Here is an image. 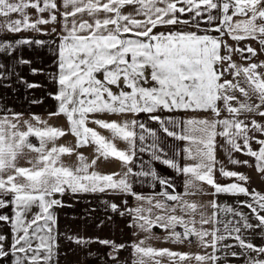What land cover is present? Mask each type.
Listing matches in <instances>:
<instances>
[{
	"label": "snow or ice",
	"instance_id": "obj_1",
	"mask_svg": "<svg viewBox=\"0 0 264 264\" xmlns=\"http://www.w3.org/2000/svg\"><path fill=\"white\" fill-rule=\"evenodd\" d=\"M22 30L46 38L0 35V86L45 87L18 69L47 72L56 101L48 117L63 114L70 127L17 110L0 95V264H60L62 239L99 242L108 249L105 264H127L120 254L129 247L132 264H264V191L217 154L264 177V0H0V34ZM25 45L45 49L51 64L31 66ZM38 102L43 97L31 101ZM68 131L75 146L58 142ZM162 138L184 143L169 141V156ZM82 145L94 146V154L79 151ZM143 152L175 177L160 175L151 161L148 170L133 168ZM111 158L120 171L100 169ZM138 183L159 190L146 194ZM97 193L106 211L130 217L137 239L61 231L57 209L73 206L65 196ZM222 195L236 199L225 203ZM152 239L196 250L158 247Z\"/></svg>",
	"mask_w": 264,
	"mask_h": 264
},
{
	"label": "crops",
	"instance_id": "obj_2",
	"mask_svg": "<svg viewBox=\"0 0 264 264\" xmlns=\"http://www.w3.org/2000/svg\"><path fill=\"white\" fill-rule=\"evenodd\" d=\"M34 11V10H32ZM6 35L8 38L13 37H20V36H35L39 39L46 38L42 33H34L29 30H22L20 33H6L0 34ZM22 54L33 60V64L31 66L34 67H44L45 65L51 64V57L50 54L45 50L39 48V46H22ZM20 73L27 77L30 81H38L45 85V87H37V88H26V86L21 83H15V91L12 88H4L0 86V95H4L7 97V103L15 107L17 110H29L31 112H36L41 114L45 118L48 119V122L54 126H61L64 128H69V122L67 118L63 114H59L53 116L51 118L48 117L49 111H56V101L55 99L50 96L48 93L50 91L55 90V86L51 83L48 78L47 72L44 73H37L32 74L29 70L28 65L20 66L18 69ZM13 80L16 78L13 77ZM43 97V102L38 103H31L32 100L39 101L40 98ZM110 115V114H109ZM141 117H144V114H140ZM148 126L153 128H158V124L152 121H146ZM92 127H97L98 130L104 132L105 135H109L107 130L99 128L94 123L90 124ZM139 131V129H138ZM76 137L70 131L65 132V134L59 138V143H68L75 146ZM148 142H151V138H147ZM162 146L168 150L169 156L174 155V150L171 147V144L176 143H184V142H177L172 140V138H167L163 140L162 138ZM171 141V144L169 143ZM117 143L120 147H125V142L121 140H117ZM85 153L86 156L91 157L94 154V146L89 145H82L78 149ZM218 158L224 161V164L229 169H238L242 172H245L249 176H251V184L260 191H264V177L258 173L254 166H240L229 163L227 154L224 153L222 150L218 149ZM233 156L243 159H251L254 165V158H250L244 156L242 153L234 152ZM63 159L66 163L72 164L76 162V156L72 155H64ZM135 163H132V167L139 170L141 164H143L145 170L149 169V161L151 164L157 169L160 175L164 176H173L175 177V172L167 165L163 164L161 161L152 160L151 154L149 152L138 153L137 157L134 158ZM100 169L103 171H111V172H118L121 170V162L117 158H111L109 162H102L100 164ZM219 167V165H217ZM217 178L220 179L222 182H230L231 178L222 177L220 173L216 172ZM151 179L150 177L148 178ZM177 184L180 186L179 190L183 191V187L181 184V180L177 178ZM134 187L137 191H141L144 193H150L152 191H158L159 186L157 185L156 189H152L149 184L145 183H138L135 184ZM110 199H115L118 203L121 201L122 197L120 196H110ZM207 199L208 197H203ZM245 197L241 196L240 199ZM66 200L71 201L72 207H63L58 208L57 211L59 213V224L61 231L70 230L73 233H77L80 235L86 236H100V237H107L116 239L119 242H123L125 240H134L137 239L136 236L133 235L134 229H132L128 225V219L130 217H121L119 213H112L110 210L106 211L105 206L100 202V194H88L82 196L80 200H73L71 195L65 196ZM192 199H201V197L193 196ZM222 202L225 203H233L236 197L231 195H222L220 197ZM91 201V203H89ZM133 200L129 197V203H132ZM89 210L92 214L85 217V210ZM75 214V215H73ZM105 216H111V220H105ZM100 220H105L103 225H100ZM155 231L157 233L163 234V230L160 229L158 226L155 227ZM143 235V234H142ZM149 243L153 244L154 246L158 247H170L173 249H181V250H193L195 251L196 248L194 246H190L188 244H176L171 242H165L158 239H152ZM74 249V251L72 250ZM108 249L100 244L97 241H93L87 245L79 246L73 242L63 241L62 239V247L60 249L61 256H60V264H105V254ZM67 252L65 256L64 253ZM91 252L93 255H88ZM121 260H126L127 264H132V249L131 247L121 250L120 254ZM109 264L112 262L109 260ZM192 264H195L193 261Z\"/></svg>",
	"mask_w": 264,
	"mask_h": 264
},
{
	"label": "rangeland",
	"instance_id": "obj_3",
	"mask_svg": "<svg viewBox=\"0 0 264 264\" xmlns=\"http://www.w3.org/2000/svg\"><path fill=\"white\" fill-rule=\"evenodd\" d=\"M229 40H231V38H229ZM253 44H256L257 42L256 41H252ZM237 59H239V57L237 56L236 57ZM245 210L247 211V209L245 208ZM221 215H223V213H221ZM256 241L259 243L260 242V237L259 236H256Z\"/></svg>",
	"mask_w": 264,
	"mask_h": 264
}]
</instances>
